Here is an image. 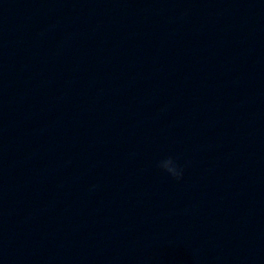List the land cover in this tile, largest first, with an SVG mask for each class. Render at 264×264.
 <instances>
[{"label": "clouds", "instance_id": "clouds-1", "mask_svg": "<svg viewBox=\"0 0 264 264\" xmlns=\"http://www.w3.org/2000/svg\"><path fill=\"white\" fill-rule=\"evenodd\" d=\"M158 166L165 172L179 179L182 176V168L176 163L173 157H168L159 162Z\"/></svg>", "mask_w": 264, "mask_h": 264}]
</instances>
